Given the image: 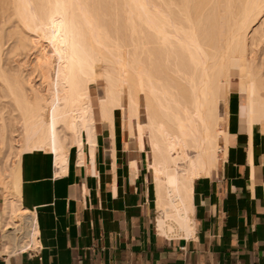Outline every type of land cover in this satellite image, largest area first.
I'll return each mask as SVG.
<instances>
[{
	"label": "bare ground",
	"instance_id": "6f19581e",
	"mask_svg": "<svg viewBox=\"0 0 264 264\" xmlns=\"http://www.w3.org/2000/svg\"><path fill=\"white\" fill-rule=\"evenodd\" d=\"M0 8L16 23L0 32V254L39 245L21 204L22 154L49 151L62 165L84 132L92 141L96 115L112 123L116 110L136 148L148 145L159 232L188 237L195 179L212 175L227 150L232 90L247 96L249 126L264 132V0H0ZM37 44L35 62L10 59Z\"/></svg>",
	"mask_w": 264,
	"mask_h": 264
},
{
	"label": "crops",
	"instance_id": "0c3cea01",
	"mask_svg": "<svg viewBox=\"0 0 264 264\" xmlns=\"http://www.w3.org/2000/svg\"><path fill=\"white\" fill-rule=\"evenodd\" d=\"M242 94L223 106L219 168L195 179L188 237L159 232L148 145L136 148L116 110L113 124L97 114L93 144L84 132L62 165L49 151L22 154L21 204L39 245L0 264H264V132L249 126Z\"/></svg>",
	"mask_w": 264,
	"mask_h": 264
},
{
	"label": "rangeland",
	"instance_id": "374dc122",
	"mask_svg": "<svg viewBox=\"0 0 264 264\" xmlns=\"http://www.w3.org/2000/svg\"><path fill=\"white\" fill-rule=\"evenodd\" d=\"M0 10H1V8H0ZM1 13H0V16L2 15V17H3V14H2V10L0 11ZM15 27H16V23H15V21L14 20H10L8 17H6V18H0V32H5V33H7V32H12V31H14L15 32ZM4 33V34H5ZM6 35V34H5ZM6 37V39L8 40H5V38H4V41L6 42L5 44H6V46H5V49L7 50H9L10 48H11V43L13 44V40L14 39H11V40H9L10 38H9V36H8V34H7V36H5ZM41 46V44H37L36 46H34L33 48L32 47H30V49H28V51H23V50H17L15 53H12V55H9L10 56V59L12 60V61H15L14 63L16 64L19 60H22V62H23V60L25 61V60H27L28 58H30L31 60L33 59V62H35V56H36V54L37 53H35V51L34 50H37V49H39V47ZM42 47V46H41ZM8 50H7V54L5 53V55L7 56L8 55ZM262 50H264V48H263V46L261 47V50H260V54L262 55L261 57L263 58L264 57V51H262ZM33 53H35V54H33ZM25 55H27V57L25 56ZM26 58V59H25ZM104 65L103 64H99L98 65V73H99V75H100V78H101V80H103V76H104ZM101 87H102V84L100 83V85L98 84V83H95V84H93V85H91V88H92V92H93V99H94V101H95V104H96V112H98V100H97V97H96V93H97V90L98 91H101L100 89H101ZM243 95V94H242ZM244 96V95H243ZM97 116V115H96ZM260 128H261V126H259ZM12 160H9V164H10V162H11ZM8 164V165H9ZM3 195H4V191H3V189L0 187V201H2L3 200Z\"/></svg>",
	"mask_w": 264,
	"mask_h": 264
},
{
	"label": "trees",
	"instance_id": "16d2710c",
	"mask_svg": "<svg viewBox=\"0 0 264 264\" xmlns=\"http://www.w3.org/2000/svg\"><path fill=\"white\" fill-rule=\"evenodd\" d=\"M94 95V94H93Z\"/></svg>",
	"mask_w": 264,
	"mask_h": 264
}]
</instances>
